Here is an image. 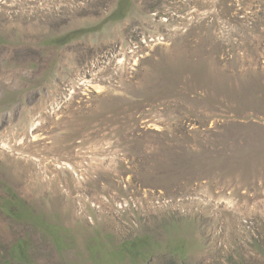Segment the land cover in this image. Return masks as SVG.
Returning a JSON list of instances; mask_svg holds the SVG:
<instances>
[{
  "label": "rangeland",
  "instance_id": "374dc122",
  "mask_svg": "<svg viewBox=\"0 0 264 264\" xmlns=\"http://www.w3.org/2000/svg\"><path fill=\"white\" fill-rule=\"evenodd\" d=\"M120 3L0 0V261L264 264V0Z\"/></svg>",
  "mask_w": 264,
  "mask_h": 264
},
{
  "label": "trees",
  "instance_id": "16d2710c",
  "mask_svg": "<svg viewBox=\"0 0 264 264\" xmlns=\"http://www.w3.org/2000/svg\"><path fill=\"white\" fill-rule=\"evenodd\" d=\"M125 0H121L120 7L116 10L115 16H121L124 13L125 5L123 4ZM118 14V15H117ZM75 37L74 32L64 35L59 39H52V42H62L67 43ZM1 40V38H0ZM7 193H11L8 186L4 187ZM10 198L5 199L1 207L9 215L16 217L17 219L23 217H30L31 212L26 208L25 203L20 198H17L14 194L10 195ZM30 213V214H29ZM144 240H130L124 242L120 247H122L119 252L123 254L124 250L134 259L136 257L145 258L148 254L146 250H143ZM26 246L23 242L16 243L10 250L8 258L0 261L1 264H26L28 261V254H26Z\"/></svg>",
  "mask_w": 264,
  "mask_h": 264
}]
</instances>
